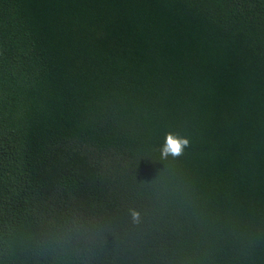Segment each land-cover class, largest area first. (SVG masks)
<instances>
[{"label":"trees","instance_id":"1","mask_svg":"<svg viewBox=\"0 0 264 264\" xmlns=\"http://www.w3.org/2000/svg\"><path fill=\"white\" fill-rule=\"evenodd\" d=\"M0 264H264V0H0Z\"/></svg>","mask_w":264,"mask_h":264},{"label":"clouds","instance_id":"2","mask_svg":"<svg viewBox=\"0 0 264 264\" xmlns=\"http://www.w3.org/2000/svg\"><path fill=\"white\" fill-rule=\"evenodd\" d=\"M189 146V140L185 137L178 136L175 133H166L163 143L160 147V157L162 160L168 157L178 158L183 155L184 149ZM130 215L133 222L139 220V213L135 210H130Z\"/></svg>","mask_w":264,"mask_h":264}]
</instances>
